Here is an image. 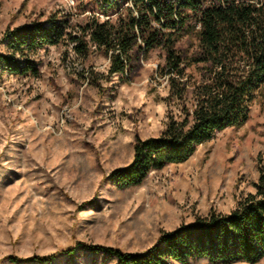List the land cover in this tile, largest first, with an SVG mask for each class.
<instances>
[{
  "label": "rangeland",
  "instance_id": "rangeland-1",
  "mask_svg": "<svg viewBox=\"0 0 264 264\" xmlns=\"http://www.w3.org/2000/svg\"><path fill=\"white\" fill-rule=\"evenodd\" d=\"M78 2L0 0V39L50 14L81 22L90 13H81ZM32 59L37 75L0 77V264H40L7 258L48 255L77 242L139 253L161 232L197 215L229 213L254 192L257 160L264 157V92L241 126L217 132L186 161L118 189L108 174L131 161L136 136H158L166 122L167 88L156 74L160 52L152 51L127 82L117 75L104 80L108 59L96 50L82 60L68 45L45 46ZM91 77L100 80L101 96ZM114 263L103 252L80 248L70 260L60 255L46 264ZM186 264L222 263L199 258ZM231 264H264V258Z\"/></svg>",
  "mask_w": 264,
  "mask_h": 264
},
{
  "label": "trees",
  "instance_id": "trees-1",
  "mask_svg": "<svg viewBox=\"0 0 264 264\" xmlns=\"http://www.w3.org/2000/svg\"><path fill=\"white\" fill-rule=\"evenodd\" d=\"M77 8L90 13L81 22H71L70 14H50L8 30L0 39L7 51L0 52V77L37 75L32 55L45 46L68 45L82 60L101 52L108 59L104 80L117 75L127 82L139 75L152 51H159L163 64L156 74L167 88L166 122L158 136H136L131 161L108 174L118 189L186 161L217 132L241 126L264 92V0H79ZM89 83L103 94L99 79ZM257 171L254 192L229 213L197 215L161 232L142 252L77 242L48 255L7 259L46 264L60 255L70 260L81 248L103 252L114 264H186L199 258L256 263L264 258V157L258 158Z\"/></svg>",
  "mask_w": 264,
  "mask_h": 264
}]
</instances>
